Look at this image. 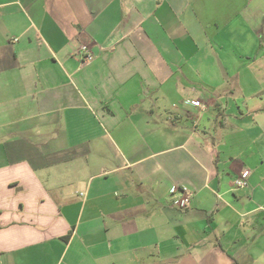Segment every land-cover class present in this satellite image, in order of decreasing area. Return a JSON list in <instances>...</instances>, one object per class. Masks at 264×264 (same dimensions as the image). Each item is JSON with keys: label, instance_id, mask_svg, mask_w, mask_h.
Returning <instances> with one entry per match:
<instances>
[{"label": "crops", "instance_id": "1", "mask_svg": "<svg viewBox=\"0 0 264 264\" xmlns=\"http://www.w3.org/2000/svg\"><path fill=\"white\" fill-rule=\"evenodd\" d=\"M0 258L264 264V0H0Z\"/></svg>", "mask_w": 264, "mask_h": 264}, {"label": "built area", "instance_id": "2", "mask_svg": "<svg viewBox=\"0 0 264 264\" xmlns=\"http://www.w3.org/2000/svg\"><path fill=\"white\" fill-rule=\"evenodd\" d=\"M76 55L80 57L82 63L91 62L94 59V54L91 48L87 45H81L77 50ZM193 105L200 106L205 108L206 106L198 101H191ZM251 175V171L248 169L243 170L240 175L236 178L234 185L237 188H245L248 186L249 177ZM181 193V204L183 207H188L193 195V191L188 186H182L180 188ZM0 264H5L3 260L0 258Z\"/></svg>", "mask_w": 264, "mask_h": 264}]
</instances>
